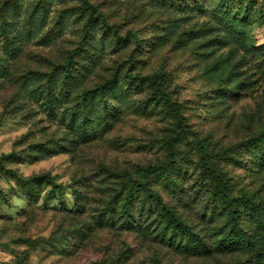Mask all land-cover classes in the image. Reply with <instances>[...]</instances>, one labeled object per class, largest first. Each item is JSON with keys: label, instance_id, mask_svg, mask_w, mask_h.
<instances>
[{"label": "rangeland", "instance_id": "1", "mask_svg": "<svg viewBox=\"0 0 264 264\" xmlns=\"http://www.w3.org/2000/svg\"><path fill=\"white\" fill-rule=\"evenodd\" d=\"M88 1L0 0V264H264V0Z\"/></svg>", "mask_w": 264, "mask_h": 264}, {"label": "trees", "instance_id": "2", "mask_svg": "<svg viewBox=\"0 0 264 264\" xmlns=\"http://www.w3.org/2000/svg\"><path fill=\"white\" fill-rule=\"evenodd\" d=\"M84 4L87 6L89 12H90V18L87 21L86 24V28L90 27L93 25L94 20H98V18H101L103 23L107 25L108 28H112V26H110L107 21L105 20V16L102 13H98V15H96L97 12V8L96 6H94L92 3H90L88 0H83ZM135 36V34H132ZM108 86H106L105 88H107ZM253 140H257L260 142H264V131L260 132L259 134H257L255 137H253ZM203 151V148H202ZM165 213L166 215L169 217L170 222L174 223L175 226H178V219L176 218V216L174 215V213H172L170 210L165 209ZM234 213L233 211H231V214ZM232 227L233 229H237L238 225L237 223H235V221L232 222Z\"/></svg>", "mask_w": 264, "mask_h": 264}]
</instances>
